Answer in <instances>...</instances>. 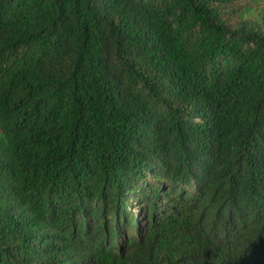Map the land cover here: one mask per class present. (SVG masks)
Segmentation results:
<instances>
[{
	"label": "trees",
	"instance_id": "trees-1",
	"mask_svg": "<svg viewBox=\"0 0 264 264\" xmlns=\"http://www.w3.org/2000/svg\"><path fill=\"white\" fill-rule=\"evenodd\" d=\"M229 0H0V264H264V30Z\"/></svg>",
	"mask_w": 264,
	"mask_h": 264
},
{
	"label": "rangeland",
	"instance_id": "rangeland-1",
	"mask_svg": "<svg viewBox=\"0 0 264 264\" xmlns=\"http://www.w3.org/2000/svg\"><path fill=\"white\" fill-rule=\"evenodd\" d=\"M218 4L227 25L264 30V0H229Z\"/></svg>",
	"mask_w": 264,
	"mask_h": 264
}]
</instances>
